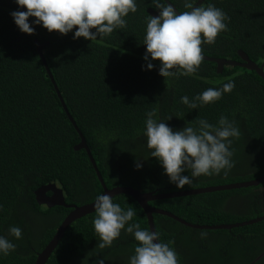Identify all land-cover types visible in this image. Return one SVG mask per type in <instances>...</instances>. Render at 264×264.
Returning <instances> with one entry per match:
<instances>
[{
    "label": "trees",
    "instance_id": "trees-1",
    "mask_svg": "<svg viewBox=\"0 0 264 264\" xmlns=\"http://www.w3.org/2000/svg\"><path fill=\"white\" fill-rule=\"evenodd\" d=\"M178 13L185 0H169ZM200 0H190L197 6ZM161 3L167 5L164 0ZM137 12L125 17L127 27L90 41L49 33L42 24H29L35 34L23 33L10 13L27 11L16 0H0V236L16 245L0 264H36L72 208L40 205L35 192L55 184L69 206L95 202L104 188L85 150H76L81 137L64 110L50 78L60 91L70 116L85 137L108 189L131 187L142 193L166 194L244 183L264 176V79L255 71L226 66L218 73L214 62L203 60L192 76L164 78L161 62L143 59L150 10L159 15L153 0H136ZM224 11L227 30L215 44H204L209 58L242 63L244 52L259 67L264 65V0H204ZM92 31H95L93 29ZM42 48V53L39 50ZM44 60H43V58ZM154 67L147 70V63ZM173 71H176L175 69ZM235 88L218 101L191 109L181 102L229 80ZM156 110L174 131L198 127L199 119L218 126L223 115L241 131L233 140L235 167L220 174L201 175L191 186L178 189L161 163L151 157L144 135L146 113ZM171 117L167 121V118ZM142 167L137 170L136 163ZM182 175L190 176V171ZM259 187L166 199L150 206L198 226L242 224L264 217V195ZM136 212L129 223L150 230L142 207L128 196L113 198ZM96 212L76 220L47 264H129L138 242L121 231L111 247L100 249L93 220ZM160 241L170 244L179 264H264V221L233 230H195L164 215H154ZM18 226L22 239L9 235ZM127 225L125 226V229ZM202 233L204 235L202 236Z\"/></svg>",
    "mask_w": 264,
    "mask_h": 264
},
{
    "label": "clouds",
    "instance_id": "clouds-1",
    "mask_svg": "<svg viewBox=\"0 0 264 264\" xmlns=\"http://www.w3.org/2000/svg\"><path fill=\"white\" fill-rule=\"evenodd\" d=\"M153 2L159 15L150 16L147 20L143 59L149 61L150 56L151 60H159V75L164 78L195 75L204 60L203 45L215 44L218 35L227 30L225 21L230 17L211 4L207 7L194 6L190 0H185L184 8L190 11L177 14L169 4L165 5L160 0ZM16 3L20 8L27 9L10 13L23 33L35 34L34 27L28 22L29 17H34V24H42L49 33L67 35L76 28L73 39L83 37L90 41L97 40L98 36L103 39L115 29L126 28L125 17L130 12H137L136 0H16ZM146 67L151 70L154 65L148 62ZM234 88L235 83L230 79L221 88H208L191 100L182 96L181 102L197 109L218 101ZM146 116L144 135L149 156L161 163L169 181L178 189L191 186L194 178L201 175L220 174L221 170L227 175L235 167L231 138L239 139L241 136L235 121L222 115L218 126L199 119L196 121L198 127L186 125L182 130L174 131L166 121L154 118L155 109ZM170 119L168 117L167 121ZM141 167V163L137 162V170ZM185 171H190V176L182 175ZM94 206L96 217L93 225L100 238L97 245L100 249L111 247L121 231L126 230L138 242L129 264H179L178 253L170 247L173 241L161 242L158 231L141 229L139 223H129L136 215L132 207L125 210L107 194L98 195ZM22 231L18 226H11L8 230L9 235L17 240L22 239ZM15 249L16 245L11 240L0 236V253L7 256ZM95 264H104V259L97 260Z\"/></svg>",
    "mask_w": 264,
    "mask_h": 264
},
{
    "label": "water",
    "instance_id": "water-1",
    "mask_svg": "<svg viewBox=\"0 0 264 264\" xmlns=\"http://www.w3.org/2000/svg\"><path fill=\"white\" fill-rule=\"evenodd\" d=\"M167 4L172 6L174 10H176L177 14L178 11L177 9L171 4L169 0H164ZM204 0H200L197 4V6H200ZM149 13L151 16H158L156 12L153 10H150ZM42 48L44 46H39V50L42 53ZM204 56V55H203ZM239 56L243 60L242 63L235 62V61H227V60H222V59H215V58H209L204 56L205 61L209 62H214L218 66V73H222L225 69L226 66L230 67H241L250 71H255L261 78L264 79V65L259 67L256 65L253 61L250 60V58L244 53V52H239ZM43 58V57H42ZM44 60V58H43ZM46 68L49 72L50 78L52 79V82L56 88L57 94L59 98L62 101L63 107L67 115L69 116L71 122L75 126L76 130L78 131L80 137H81V142L80 144L76 147V150H85L88 154V157L97 173L98 179L101 182L103 188H104V194H107L112 197L117 196H128L132 198L134 201H136L144 210L149 226L151 231H156L155 228V222H154V215H164L167 216L182 225L195 229V230H208V231H220V230H233L236 228L240 227H245V226H250L259 222L264 221V217L262 218H257L255 220H251L242 224H236V225H219V226H198V225H192L190 223H187L183 221L182 219L178 218L177 216L173 215L172 213L162 211L159 209H155L150 206V203L155 202V201H160V200H166V199H175V198H183V197H191V196H197V195H203V194H212V193H217V192H224V191H231V190H239V189H246V188H251V187H260L262 184H264V176L260 179L254 180V181H249V182H244V183H237V184H229V185H223V186H215V187H208V188H200V189H193V190H185V191H179V192H173V193H166V194H156V193H142L141 191H138L134 188L131 187H116L113 189H108L105 185L104 179L98 170L97 164L94 160V157L92 155V152L88 146V143L83 136L82 132L79 130L77 127L76 123L74 122L73 118L70 116L69 111L67 106L64 103V100L60 94V91L54 81V78L52 77V74L50 73V70L44 61ZM261 190V189H260ZM263 192V191H261ZM36 199L40 205L47 206L48 208H53V207H65V208H72L73 211L67 216V218L64 220L60 228L58 229L56 235L52 239V241L48 244V246L44 249V251L39 254L38 259L36 261V264H47L48 261L50 260L51 256L57 249L59 243L62 241L64 238L66 232L70 228V226L78 219H81L87 215H90L95 212V206L94 203L85 205V206H69L66 203V198L64 196L63 191L57 187L55 184H49L46 186L41 187L38 189L36 192ZM158 242V241H156Z\"/></svg>",
    "mask_w": 264,
    "mask_h": 264
},
{
    "label": "flooded vegetation",
    "instance_id": "flooded-vegetation-1",
    "mask_svg": "<svg viewBox=\"0 0 264 264\" xmlns=\"http://www.w3.org/2000/svg\"><path fill=\"white\" fill-rule=\"evenodd\" d=\"M260 189H261V190H260ZM257 191H258V192L263 191V192H261V194L264 195V184H262L259 188H257ZM262 217H263V216H262Z\"/></svg>",
    "mask_w": 264,
    "mask_h": 264
}]
</instances>
